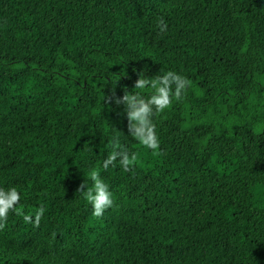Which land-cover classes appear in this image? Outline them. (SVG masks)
<instances>
[{
  "label": "trees",
  "instance_id": "16d2710c",
  "mask_svg": "<svg viewBox=\"0 0 264 264\" xmlns=\"http://www.w3.org/2000/svg\"><path fill=\"white\" fill-rule=\"evenodd\" d=\"M168 70L191 86L156 155L106 98ZM114 135L129 172L101 167ZM93 168L102 217L76 191ZM0 187L45 208L9 212L0 264H264V0H0Z\"/></svg>",
  "mask_w": 264,
  "mask_h": 264
},
{
  "label": "clouds",
  "instance_id": "9594fccd",
  "mask_svg": "<svg viewBox=\"0 0 264 264\" xmlns=\"http://www.w3.org/2000/svg\"><path fill=\"white\" fill-rule=\"evenodd\" d=\"M156 25L159 33L163 34L167 31V23L163 17L157 19ZM190 86L186 76L172 70L151 77L140 71L137 72V79L131 91L124 87L123 95L117 96L113 87L111 96L106 99L116 105H123L128 134L143 147L152 150L156 155H162L163 153L159 151L160 142L153 117L169 109L173 100L182 101ZM144 90H147V94ZM108 147L110 151L101 164L104 170L110 166L115 167L117 163L125 172L134 168L138 156L135 152H129L121 143L119 136H112ZM87 179L91 181V184L84 180L76 191L83 194L84 199L91 206L92 215L102 217L105 210L114 204L113 194L98 169H90ZM19 203L20 193L17 188L0 187V230L6 226L9 212L23 217L24 222L31 223L33 227H39L45 208L40 206L31 213H25L23 207H17Z\"/></svg>",
  "mask_w": 264,
  "mask_h": 264
}]
</instances>
